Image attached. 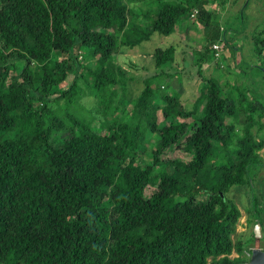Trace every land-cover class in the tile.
<instances>
[{"label":"trees","instance_id":"trees-1","mask_svg":"<svg viewBox=\"0 0 264 264\" xmlns=\"http://www.w3.org/2000/svg\"><path fill=\"white\" fill-rule=\"evenodd\" d=\"M227 1L0 0V264L249 260L255 233L234 238L242 211L228 191L247 185L249 220L264 226L255 186L264 167V15L244 0L222 20L216 3ZM185 22L201 31L200 73L217 61L193 107L171 81L173 43L155 46V71L131 96L136 78L120 54ZM246 44L250 58L237 61ZM221 46L250 86L224 87ZM183 138L188 161L162 156Z\"/></svg>","mask_w":264,"mask_h":264},{"label":"rangeland","instance_id":"rangeland-1","mask_svg":"<svg viewBox=\"0 0 264 264\" xmlns=\"http://www.w3.org/2000/svg\"><path fill=\"white\" fill-rule=\"evenodd\" d=\"M244 3V0H228L225 6H221L218 2L216 5L217 9L221 10L222 20H225L228 17L231 18L234 12L241 8ZM248 10H251L250 12H252V14L263 16L264 0H254ZM259 20L261 19L252 20V27L258 23ZM260 25H262V23ZM236 42L241 44L242 39L238 37ZM171 43L175 44L177 47L176 60L173 62L172 67L169 68L171 71L175 72V77L172 78L171 81L173 85L181 91V101H183L184 105L188 108H192L195 102L194 100H196L200 94L203 77L211 76L213 74V72L217 69V61L214 59L213 61L206 63L200 73L199 66L194 60L193 50L203 48L201 31L196 30L194 26H190L188 22H185L180 30L169 36L161 37L160 33L156 32L150 40L144 41L141 46L126 49L122 54H120L121 63L128 70V72L136 78L131 81L130 94L131 96L138 94L144 85L143 78L155 71V62L152 59V53L155 46L168 45ZM244 49L245 50L242 53L237 55V61H239L242 56L247 57V59L250 58L251 52L247 44ZM220 50L219 54L216 53V55L218 57H224V60L221 61V64L223 65L222 68H228V70L222 75L224 87L228 88L229 84L225 85L224 83L228 79H230V82L236 81L240 85L250 86L249 83L253 77L240 75L237 73V69L232 67V48H223V46H221ZM72 75L73 74H70L67 78L68 82L72 80ZM259 89V92L264 95V88L261 86ZM82 102L87 107L94 106V99L91 96L83 97ZM162 118L163 115L161 111H159V120ZM187 120L191 121V118H188ZM262 120L264 121V116L262 117ZM184 146L185 139L183 138L179 141V143L166 149L162 156L164 158H180L188 161L191 158V153L187 152ZM259 154L262 163L264 164V148L260 150ZM255 186L256 194L261 200H263L262 204L264 205V167H260L256 172ZM155 189L156 186L149 185L146 188L147 196L151 195ZM228 195L238 203L242 211V216L238 221L237 232L234 235V238H247L251 236V232L255 227V223H252L249 220L251 217L248 209L251 206L250 188L247 185H234L228 191ZM199 198L204 200L206 197L200 196ZM257 247L264 249V226L262 229V235L259 238H253L251 244L245 249L244 256H246V258H250L252 249ZM237 255V251H233L231 254V256Z\"/></svg>","mask_w":264,"mask_h":264},{"label":"water","instance_id":"water-1","mask_svg":"<svg viewBox=\"0 0 264 264\" xmlns=\"http://www.w3.org/2000/svg\"><path fill=\"white\" fill-rule=\"evenodd\" d=\"M263 224L258 220L254 227L255 237L259 238L262 235ZM238 264H264V249L263 248H253L251 256L248 261Z\"/></svg>","mask_w":264,"mask_h":264},{"label":"built area","instance_id":"built-area-1","mask_svg":"<svg viewBox=\"0 0 264 264\" xmlns=\"http://www.w3.org/2000/svg\"><path fill=\"white\" fill-rule=\"evenodd\" d=\"M214 47H218V44L213 45Z\"/></svg>","mask_w":264,"mask_h":264}]
</instances>
